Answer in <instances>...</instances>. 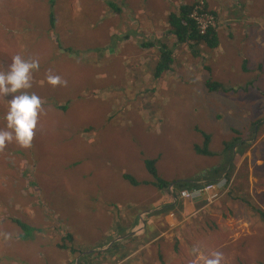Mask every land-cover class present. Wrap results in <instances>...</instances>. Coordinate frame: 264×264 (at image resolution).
<instances>
[{"label": "rangeland", "instance_id": "obj_1", "mask_svg": "<svg viewBox=\"0 0 264 264\" xmlns=\"http://www.w3.org/2000/svg\"><path fill=\"white\" fill-rule=\"evenodd\" d=\"M192 1L0 0V71L14 55L37 60L31 87L20 91L41 101L30 145L0 147V264H76L87 254L79 250L89 255L79 264H133L120 245L102 252L115 244L101 246L106 232L140 220L146 241L159 237L149 214L164 191L161 203L174 210L164 216L161 235L177 238L190 256L174 264H205L216 252L220 264H258L264 223L252 209L264 210V0H198L216 11L206 17L217 25L220 44L197 56L176 43L166 23L171 10ZM159 41L174 61L158 78L150 73L164 54ZM49 74L62 83L48 84ZM208 80L227 89L208 90ZM7 99H0V129ZM243 139L255 141L245 147ZM234 140L231 180L221 177L222 199L203 206L219 204L207 217L215 228L189 230V254L190 244L179 237L191 215L184 203L196 199L179 198L178 182L227 162L222 152ZM194 145L213 155L196 153ZM146 158L155 159L157 175L170 182L166 188L122 179L123 173L150 179ZM230 183L238 198L225 194ZM178 202L184 207L175 211ZM17 220L40 230L22 239ZM154 243L145 245L147 255Z\"/></svg>", "mask_w": 264, "mask_h": 264}, {"label": "trees", "instance_id": "obj_2", "mask_svg": "<svg viewBox=\"0 0 264 264\" xmlns=\"http://www.w3.org/2000/svg\"><path fill=\"white\" fill-rule=\"evenodd\" d=\"M116 8L118 6L116 5ZM207 14L210 16L216 15V11L212 9H208L207 5L203 3L202 1L199 3L198 0H193L192 2H184L180 4L176 9L171 10L167 16H166V23L169 26L168 32L174 35L176 43H183L186 44L189 47V51L194 55L197 56L200 53L208 52L215 50L218 48L220 44L219 40V29L217 25L214 24H206L205 27L202 29L199 22L196 19V16L193 14L194 12L196 14ZM198 14V15H199ZM48 22L51 27H54V22L55 18L53 17V14L50 13L48 16ZM158 43V42H157ZM159 44L161 45L160 48H162L163 55L160 58V61L155 65V70L151 72L150 74H153L156 77H160V75L168 70V66L171 62L174 61L173 54L171 55V51L168 50V46H166L165 43L159 41ZM151 45L149 44V47ZM206 88L208 90H226L227 88L220 82L218 81H211L208 80L206 83ZM60 108L65 109V105ZM205 143H208L209 136L207 134L204 135ZM238 140V139H237ZM234 140L233 142H230L229 148L225 147L224 156L228 154L227 162L221 163V168H214L212 171H204V173L201 176H197L193 178L192 180L189 181H184V182H178L177 188L182 189V188H198L205 184L206 182H219L222 178L224 177L227 182L231 180V174H232V163L231 162V154H232V149L234 148L236 141ZM194 151L200 155L203 156H208V155H213L211 151H209L206 147L200 148L198 145H194ZM228 152V153H227ZM237 152V149H235V153ZM144 166L146 168L147 173L151 176L150 179H142V180H137L134 178L132 174L128 173H123L122 179L124 181H128L132 185H150L154 187L155 189H164L166 186L170 183L169 181H166L162 178H160L157 175V170L155 168V159L154 158H146L143 160ZM227 164H230V168L226 169ZM223 173V175H222ZM198 181V182H196ZM199 181H204V182H199ZM174 187V185H173ZM238 187H233V184L230 183V186H227V192L225 194H228L230 198H238L236 196V189ZM224 194V193H223ZM223 196V195H222ZM222 196L220 199H222ZM241 199V198H239ZM220 202V201H219ZM205 200L203 198H199L193 201H190L186 206L187 212L191 213L188 219L184 220L185 225V232L187 234L182 235L179 237V241H184V243H189L190 244V250L189 254H191V250H193V242L186 237L189 235V230H195L198 232L199 225L202 227H206L208 229H214L215 223L214 219L207 217L209 216H214L213 211L216 209V207L219 205H209L207 208L203 209V206L205 205ZM221 203V202H220ZM177 204L178 207L175 209V211L183 208L182 202H178ZM174 205H164L159 210L152 211L149 214V217L152 218L153 222L156 220V224L154 222L153 225H148L151 228V232L154 235H159V237L155 238V240L151 241L148 240L146 241L145 237V232L141 236H136L132 237V239L127 238L123 240H119L110 245L106 250H103L102 252H110L115 245H121L123 242L127 241H132L131 244L133 245H127L129 250L134 251L136 248L140 249V253L137 252L133 255L129 254L128 262L133 261V264H174V261H177V257L180 258L182 256L184 257H190L188 254L183 253L180 248H179V243L177 242V238H173L172 241H168L165 237L161 235L163 231L167 229V225L165 224L163 218L164 216L169 212V210L173 207ZM143 209L148 210L151 209V206L143 207ZM202 209V210H201ZM171 210H174L173 208ZM176 216H179V214H176ZM252 216L256 218V222L258 219L261 218V220L264 223V210L260 208H253L252 209ZM180 217V216H179ZM17 226L21 228L24 232L21 231L20 237L24 239L25 235H30L31 232H38L39 228L32 227L26 222L22 221H15ZM255 222V223H256ZM211 224V226H210ZM40 230V229H39ZM208 231V230H207ZM129 232V228L127 230L122 231L121 229L116 230L115 233H109L106 232L108 236V240L103 242L106 244L107 242L113 240L114 238H119L120 236H123L124 234ZM69 240H72L71 235H67ZM243 238V237H242ZM241 239V238H240ZM202 241V238L200 239ZM154 243L155 247L152 249V252L150 255H147V249L145 248V245L148 243ZM261 249H258L257 253L254 255V258L258 264H263L264 260L262 256H264V239H262V242L260 243ZM102 246V245H101ZM131 248V249H130ZM260 250V254H259ZM72 252L75 253L74 256H76V251L75 249ZM83 250H79L78 253H82ZM129 252V251H128ZM88 254V253H87ZM83 255L78 258L77 264L80 263V260H82L83 263V258L88 257L89 255ZM128 256V255H126ZM241 262V261H239ZM246 263L247 260L244 258L242 263Z\"/></svg>", "mask_w": 264, "mask_h": 264}, {"label": "clouds", "instance_id": "obj_3", "mask_svg": "<svg viewBox=\"0 0 264 264\" xmlns=\"http://www.w3.org/2000/svg\"><path fill=\"white\" fill-rule=\"evenodd\" d=\"M39 67L38 61L23 59L14 55L7 71H0V99L6 100L7 111L4 114L5 126L0 129V147L5 143L15 141L20 147H28L34 135L37 117L41 108L40 98L20 90L31 87V76ZM48 84L55 86L62 83L57 75H47ZM221 253L212 254L205 264H220Z\"/></svg>", "mask_w": 264, "mask_h": 264}, {"label": "crops", "instance_id": "obj_4", "mask_svg": "<svg viewBox=\"0 0 264 264\" xmlns=\"http://www.w3.org/2000/svg\"><path fill=\"white\" fill-rule=\"evenodd\" d=\"M251 140V139H250ZM255 140H251V141H249V140H247V139H243V140H241V142L242 143H244V146L246 147V146H248V144L249 143H252V142H254ZM244 147V148H245ZM234 148H236V147H234ZM223 156H224V154H223ZM226 156V155H225ZM202 162H203V160H202ZM221 168V163H214L213 165H211V166H209L208 168H204V170H202L201 171V173H204V171H212L214 168ZM222 175H223V173H222ZM186 181H188V180H186ZM196 182H198V181H196ZM171 185H174L173 183H171ZM171 185H169V187L171 186ZM157 196V195H156ZM155 197V196H154ZM160 197L162 198V200L163 199H165V201L167 202V199H168V194L167 193H165V191H164V193L163 194H161L160 195ZM162 200L161 201H155L154 203H153V205H154V207H156V209H161L162 207H164V205H166V204H168V203H161L162 202ZM184 203V202H183ZM169 205H172V203H169ZM187 205V203L185 204L184 203V206H186ZM149 220V219H148ZM165 220H166V222H168L167 220H168V218H165ZM151 223H152V219L151 220H149ZM150 222H148L147 221V223L148 224H150ZM154 222H155V224H156V220H154ZM140 220H138L137 221V223H136V225L134 226H131V224H129V225H126L124 228H122L121 230L122 231H125V230H127V228H129V232L128 233H126L125 234V236L123 237V238H114L113 239V242H116V241H119V240H123V239H127V238H130V239H132L131 237H134V236H140V235H142V233H143V231H144V228L143 227H141L140 226ZM133 232H135L134 234H131V233H133ZM155 238H157V236H154L152 239H151V241H153V240H155ZM112 242V241H111ZM112 242V243H113ZM110 243V242H109ZM111 243V244H112ZM105 245H108V244H102V247L103 246H105ZM127 245H132L131 243H126V242H123V244H121L120 245V252H121V254H122V257L124 256V252H125V254L127 255L128 254V251H129V254L130 255H133V254H135V253H137V251L139 250V248H136L134 251H132V250H129V248L127 247ZM109 246V245H108ZM108 246H106V247H108ZM97 247H98V245H97ZM125 248V249H124ZM124 249V250H123ZM93 251V250H92ZM136 251V252H135ZM91 252V251H90ZM135 252V253H134ZM86 253H88V252H82L81 254H86ZM74 263H75V260H74Z\"/></svg>", "mask_w": 264, "mask_h": 264}, {"label": "built area", "instance_id": "obj_5", "mask_svg": "<svg viewBox=\"0 0 264 264\" xmlns=\"http://www.w3.org/2000/svg\"><path fill=\"white\" fill-rule=\"evenodd\" d=\"M197 12V11H196ZM198 13V12H197ZM196 16L197 21L199 22L201 28L203 29L206 24L209 23V19L206 17L207 14H196L193 13ZM210 16V15H208ZM203 17H206V21H202ZM211 17V16H210ZM201 18V20H200ZM211 24V23H209ZM224 184V182H223ZM222 183L220 182H206L202 186L198 188H182L178 190V196L179 198L183 200H193L197 198H203L206 202L209 203L215 202L217 199H219L221 193H222ZM172 196L175 197L176 195L174 192H172Z\"/></svg>", "mask_w": 264, "mask_h": 264}, {"label": "water", "instance_id": "obj_6", "mask_svg": "<svg viewBox=\"0 0 264 264\" xmlns=\"http://www.w3.org/2000/svg\"><path fill=\"white\" fill-rule=\"evenodd\" d=\"M135 232L131 233V234H134ZM125 236V235H124ZM124 236H120L119 238H123ZM77 260L78 258L75 260L76 264H77Z\"/></svg>", "mask_w": 264, "mask_h": 264}]
</instances>
